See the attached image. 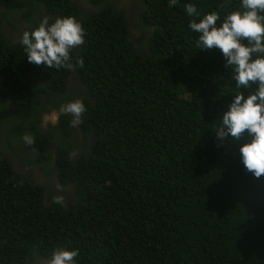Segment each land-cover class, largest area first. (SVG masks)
Here are the masks:
<instances>
[{"label":"trees","instance_id":"1","mask_svg":"<svg viewBox=\"0 0 264 264\" xmlns=\"http://www.w3.org/2000/svg\"><path fill=\"white\" fill-rule=\"evenodd\" d=\"M81 1L0 0L10 41L0 37V100L10 99L0 103V148L8 149H0V264H47L60 249L78 250L76 264H264V176L242 162L249 137L222 144L215 136L239 89L222 51L200 49L189 27L214 11L222 21L241 0H133L138 13L128 0L132 17L151 28L144 36L118 0H87V9ZM189 3L199 15L187 14ZM69 16L85 30L72 52L84 66L29 63L23 32ZM255 90L240 88L245 98ZM76 99L87 109L81 144L60 112ZM52 110L57 124L43 126ZM25 134L36 141L32 158L19 156ZM14 158L37 171H14ZM39 173H55L74 199L45 204Z\"/></svg>","mask_w":264,"mask_h":264},{"label":"clouds","instance_id":"2","mask_svg":"<svg viewBox=\"0 0 264 264\" xmlns=\"http://www.w3.org/2000/svg\"><path fill=\"white\" fill-rule=\"evenodd\" d=\"M177 3L178 0H169L170 6ZM220 7L223 8L224 5ZM118 9L124 11L132 30L133 25L141 26L140 21L132 17V12ZM238 9L227 13L222 21L218 12H211L199 22H190L189 27L199 34L197 46L200 49L222 51L225 67L232 69V79L239 89L229 110L223 114L222 126L216 130L215 136L222 144L249 137V142L240 147L241 159L246 170L260 178L264 176V0H241ZM185 10L189 16L199 15L196 6L191 3L185 5ZM218 21L221 22L218 24ZM28 28L30 27L27 25ZM6 30L11 32L9 28ZM84 32L82 24L75 17L57 18L51 24L48 17H44L35 30L23 32L20 42L29 63L71 70L76 65L81 68L84 66L83 58L77 59L75 65L72 63L73 50L85 42ZM0 37L3 39L2 44L10 43L7 41L8 36L1 30ZM129 41L133 52H138V39L132 40L130 32ZM69 73L74 76V72ZM252 85L256 86V90L245 98L240 88L248 89ZM9 100L5 97L0 103H8ZM61 111L71 114L72 124L75 126L82 123L81 118L87 109L82 100L76 99L62 106ZM23 141L29 146L36 142L30 134H25ZM26 157L32 158L33 155ZM78 255V250H54L47 264H76L75 258Z\"/></svg>","mask_w":264,"mask_h":264},{"label":"rangeland","instance_id":"3","mask_svg":"<svg viewBox=\"0 0 264 264\" xmlns=\"http://www.w3.org/2000/svg\"><path fill=\"white\" fill-rule=\"evenodd\" d=\"M132 1L133 0H130V4H132ZM136 2H135V5L132 4V6L134 7L135 12L138 13L139 10H138V6L136 5ZM127 3H128V0H118L116 7L117 8L126 7L127 13L132 12L131 8L129 7V5ZM79 4H80L81 8H83V9H87V8L91 7L90 3L87 0L81 1ZM133 29L136 30L142 36H144L146 32H148V34H149L150 30H151L150 27H146V28L142 29L141 26L135 27L134 25H133ZM131 36H132V40L137 39L136 34L131 33ZM59 70L62 71V68ZM64 70H66V68ZM71 79H74L73 75H70L67 79L69 88H71V85H72ZM77 88H80L79 84L77 85ZM77 91L78 90L76 89V91L74 92L76 94V96L79 98H82L84 95L82 93H78ZM60 112H62V111H60ZM58 115H59V113L54 111V110L49 111L46 114L42 115V125L46 126L47 123L57 124ZM68 115H69V118L71 121L70 128L73 129V133L75 134V138H77V143L81 144L85 140L83 137V134L77 125L74 126L72 124L73 117L71 116V114H68ZM4 145L5 144L2 143L0 149L2 150L3 153H6L7 150H5ZM21 151L23 152L24 155L19 154V156L26 157V156L30 155L29 150L21 149ZM26 158H28V157H26ZM14 164L18 168L19 172H21L22 174H25L27 172V169L24 166L25 163L21 158H15ZM37 167H38V165L35 163L32 166V169L35 171ZM37 181H38L39 185L41 183H43L42 189H43V193H44V200H43L44 203H48L49 201L54 200V199L60 200L62 203H66L68 200L72 201L74 199L73 188L70 185L60 184L57 180V177L55 176V173L53 175L49 174L47 176H44L43 173H39ZM35 182H36V180H35ZM50 189H54V190L50 191ZM49 195H50V197H49Z\"/></svg>","mask_w":264,"mask_h":264},{"label":"flooded vegetation","instance_id":"4","mask_svg":"<svg viewBox=\"0 0 264 264\" xmlns=\"http://www.w3.org/2000/svg\"><path fill=\"white\" fill-rule=\"evenodd\" d=\"M19 148H20V149H23V150H29V145H27V144L20 145ZM50 148L52 149V146H51V145H50ZM6 149H7V148H6ZM53 150H54V149H53ZM7 151H8V149H7ZM49 153H50V156H51V157L54 156V152H53V151H50V150H49ZM10 159H12V158H10ZM14 159H15V158H14ZM24 163H25V162H24ZM24 166H25V168L27 169V173H30V172H31V168H29V167L27 166V163H25ZM12 167H13V170H14V171L19 172L18 168H17L15 165H12ZM51 167H52V166H51ZM27 173H26V174H27ZM50 191H52V189H50Z\"/></svg>","mask_w":264,"mask_h":264}]
</instances>
